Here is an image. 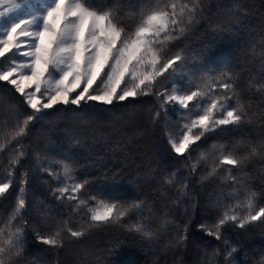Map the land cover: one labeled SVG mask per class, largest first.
Wrapping results in <instances>:
<instances>
[{
    "label": "trees",
    "instance_id": "16d2710c",
    "mask_svg": "<svg viewBox=\"0 0 264 264\" xmlns=\"http://www.w3.org/2000/svg\"><path fill=\"white\" fill-rule=\"evenodd\" d=\"M87 2L109 11L126 32L134 30L148 12L171 11L173 4L177 12L185 4L196 5V18L189 24L186 14L183 24L174 26L173 35L178 38L164 41L161 37L156 44L162 61L176 54L182 61L157 78L153 95L147 97L112 106L90 103L76 110L57 106L42 122L29 124L23 136L12 139L24 126L26 106L19 104L13 86L0 82V182H12L0 198V246L7 247L9 233L23 228L24 264H264V222L244 229L229 222L219 240L200 230L201 225H214L225 210L243 219L264 207V0ZM11 56L0 59V69L9 66ZM217 58L224 63L215 75H225L212 81L215 91L203 97L202 104L224 94L220 85L230 83L229 103L242 109L244 123L208 134L194 146L189 159L169 155L165 132L186 131L184 125L201 110L192 107L191 111L179 109L183 115H165L154 94L165 89L171 93L173 86L181 92L201 90L207 76L201 69L211 67ZM157 112H161L159 117ZM20 152V163L13 165ZM201 152L206 153L203 160ZM229 154L243 163L236 167L221 164V158ZM65 160L71 162L68 175ZM193 163L197 164L195 172ZM114 177L121 194L127 189L145 206L132 219L87 227L88 207H95L91 197L110 186ZM85 179L89 182L76 192V199L54 195L57 187ZM21 187L26 209L13 220ZM252 193L250 209L247 200ZM81 199L87 204L77 211L74 206ZM137 223L152 236L130 233L129 226ZM64 224L86 229L85 236L76 240L61 231L57 248L34 242L36 230L54 235ZM178 234L187 239L178 242Z\"/></svg>",
    "mask_w": 264,
    "mask_h": 264
},
{
    "label": "snow or ice",
    "instance_id": "6c2138e0",
    "mask_svg": "<svg viewBox=\"0 0 264 264\" xmlns=\"http://www.w3.org/2000/svg\"><path fill=\"white\" fill-rule=\"evenodd\" d=\"M5 2L6 0H0V6ZM16 7L18 6L14 5L0 11V17L7 16ZM41 7L42 12L13 19L7 27L0 30L3 33L0 37V59L5 58L8 53L24 58L13 66L0 69V82L13 86L15 93L19 94V104L26 106L24 126L14 132L12 139L23 136L29 124L42 122L57 106H63L64 109L72 106L74 110L90 103L112 106L153 95L152 89L157 78L164 76L169 69L175 70L177 62L182 61L180 54L162 61L155 46L161 43V37L164 41L177 39L178 37L173 35L176 31L174 26L182 25V18L186 14L187 23H193L197 6L189 7L185 4L179 12L175 4L171 6V11L166 8L152 10L143 16L131 32H126L125 28L115 23L109 11L97 10L90 6L87 0H51L47 6ZM179 31L182 33L184 28L179 27ZM223 63L222 58H217L211 67L205 66L201 69L207 73L201 90L181 92L173 86L171 93H167L166 89L156 92L154 95L163 113L183 115L179 109L191 111L192 107L200 108L198 101L215 91L211 88L212 81L220 80L225 75H215V71ZM232 87L230 83L221 84L220 88L224 94L215 96L210 103L203 105L191 123L184 125L186 131L181 129L179 132H165L169 155L189 159L195 150L194 146H198L208 134L227 131L244 123L242 109L229 103L232 97L228 93ZM156 115L159 117L161 112ZM2 147L3 145H0V148ZM255 154L254 148L252 155ZM22 156L23 152H20L11 163H20ZM205 157L206 153L201 152L200 159ZM70 163L65 160V175L69 174ZM220 163L236 167L243 161L229 154L224 155ZM196 169L197 164L193 163L191 170L195 172ZM49 174L55 175L52 172ZM88 182V179L75 182L72 192L84 189ZM21 183L26 185L27 180L22 179ZM11 187L12 182H0V198L9 192ZM23 191L24 188L21 187V195L17 197L11 217L13 220L26 209ZM68 191L67 186L57 187L54 195L58 193L56 198L60 199ZM123 191L125 194H121L118 178L114 177L110 186L92 196L95 207H88L90 216L84 222L87 227L116 223L124 218L132 219L145 206L143 201L132 197L127 189ZM254 196V193L249 194L247 200L250 209ZM68 199H76V196H69ZM86 204L87 201L81 199L74 207L78 211ZM258 221L264 222V207L254 213L250 212L243 219L225 210L222 215H218L214 225H201L200 230L206 236H214L219 240L222 228L229 222L230 226L244 229ZM61 231L66 232L67 237L79 240L85 236L86 229L77 230L64 224L54 235L42 234L40 230H36L34 242L49 248L60 247ZM128 231L134 235L152 236L146 226L140 223L130 225ZM25 234L23 228L9 233V238L5 241L7 247L0 246V264H24ZM186 239V236H179L178 242ZM231 254L228 253L229 256Z\"/></svg>",
    "mask_w": 264,
    "mask_h": 264
},
{
    "label": "rangeland",
    "instance_id": "374dc122",
    "mask_svg": "<svg viewBox=\"0 0 264 264\" xmlns=\"http://www.w3.org/2000/svg\"><path fill=\"white\" fill-rule=\"evenodd\" d=\"M50 2L51 0H11V2H8V0H6L5 4L3 6H0V11H5L7 8L13 7L14 5L18 7H16L15 10L9 13L7 16L0 17V30L7 27L9 23L11 22V20L13 19H17V18L24 17V16H30L31 14L42 12L43 8L41 7V5L47 6ZM2 36H3V33L0 32V37ZM8 54L12 55L11 53H8ZM11 57H14V59H11L9 66H13L16 62L24 59L23 57H20L18 55L17 56L12 55ZM210 102L211 100H208L207 104ZM199 104L202 106L205 105V104H202V98L200 99ZM198 109L202 110L201 107ZM65 186H67L69 189V191L65 194V196L69 197V196L76 194L72 192L73 185H70V186L64 185L63 187Z\"/></svg>",
    "mask_w": 264,
    "mask_h": 264
}]
</instances>
